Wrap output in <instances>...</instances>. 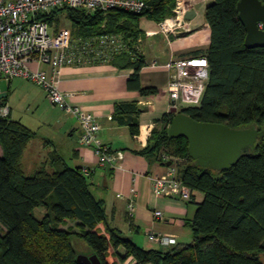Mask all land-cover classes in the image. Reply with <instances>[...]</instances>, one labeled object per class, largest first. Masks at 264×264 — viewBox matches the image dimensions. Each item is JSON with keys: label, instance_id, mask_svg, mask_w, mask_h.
Segmentation results:
<instances>
[{"label": "trees", "instance_id": "16d2710c", "mask_svg": "<svg viewBox=\"0 0 264 264\" xmlns=\"http://www.w3.org/2000/svg\"><path fill=\"white\" fill-rule=\"evenodd\" d=\"M143 1L146 8L140 14L113 10L89 15L65 8L41 18L52 23L59 12L66 11L74 36L123 34L131 52L117 55L112 62L120 69H133L128 88L147 95L157 90L140 84V71L146 62L136 51L137 22L143 16L157 23L171 17L176 0ZM238 1L214 0L205 7L210 44L193 54L207 58L209 80L200 104L186 106L181 112L198 122L261 131L264 47L245 46L246 30L238 16ZM0 105H4L2 99ZM137 112L136 102L124 103L115 107L113 118L119 124L131 121L135 136L138 126L133 115ZM173 118L174 114H165L164 128L153 130L142 153H151L161 162L165 151L181 159L177 177L189 187V201H193V191L203 193L204 200L186 221L192 231L189 243L145 249L109 224L105 201L94 193L84 168L69 166L53 151L47 162L26 173L23 154L37 133L10 115L0 117V264H79L74 235L85 240L100 264H114L109 258L112 255L121 264L129 259L130 264H264V135L234 166L216 171L195 165L186 138H169ZM170 162V166L175 165L174 160ZM36 209L43 212L41 219L35 216ZM68 221L77 224L78 232L62 229Z\"/></svg>", "mask_w": 264, "mask_h": 264}, {"label": "crops", "instance_id": "0c3cea01", "mask_svg": "<svg viewBox=\"0 0 264 264\" xmlns=\"http://www.w3.org/2000/svg\"><path fill=\"white\" fill-rule=\"evenodd\" d=\"M184 1L189 10H195L197 15L189 21L191 31L171 36L170 43H167L159 31L158 23L152 18L143 16L137 22L139 35L135 42L136 51L146 62L140 71V84L143 88H155L157 92L142 95L129 89L128 79L134 70L120 69L112 61L86 66H64L57 76L59 88L70 94L69 102L96 117L101 126L99 135L102 142L111 151L122 152L124 155L122 160L113 166H98L93 148L83 146L79 142L80 127L73 115L62 112L60 118L44 119L37 125H34L32 119L25 121L20 117L18 120L31 130L33 126L37 128L36 131L33 130L37 136L32 139L38 141L37 144H32L34 141L31 140L23 154V168L25 160L28 166V169L24 168L25 172L31 173L47 162L53 151L64 158L71 167L91 169L88 176L93 183L92 189L105 201L109 224L122 234L128 232V235L124 236L145 249L161 248L147 239L146 232L149 231L173 235L177 238L178 245L189 243L192 231L186 225V221L192 219L197 205L204 200V194L199 191H193V201L155 197L152 193V179L165 174L169 166L164 163L165 161H158L151 153H142L148 146L153 130L164 128L163 117L169 112V72L164 65L173 58L192 57L194 52L206 50L210 44V29L204 11L214 0ZM118 34L128 44L125 36ZM154 60L159 64L158 67L150 65ZM42 68L50 71L48 66ZM20 79H13L10 82L0 80V87L1 83L7 82L6 93L0 89V99L10 108V117L14 120L16 119L13 117V108L10 106L11 92L19 90L32 100L36 97L33 91L26 89L29 85ZM39 93L45 98L44 89ZM131 102H136L138 108V112L133 115L138 126L135 136L131 133V121L119 124L113 118L117 105ZM50 104L48 108L56 111L57 107ZM124 118L127 120L128 115L125 114ZM43 126L46 133L42 135L40 132ZM48 126L53 132L48 130ZM31 147H35L34 151L37 153L28 156L27 151ZM2 153L0 145V155ZM133 187L136 189L134 196L136 210L130 218L127 204ZM155 209L163 212L162 220L154 218ZM101 228L104 230L103 225ZM119 252L123 253L124 249L120 248ZM112 257L113 255L109 258Z\"/></svg>", "mask_w": 264, "mask_h": 264}, {"label": "built area", "instance_id": "2783aa9c", "mask_svg": "<svg viewBox=\"0 0 264 264\" xmlns=\"http://www.w3.org/2000/svg\"><path fill=\"white\" fill-rule=\"evenodd\" d=\"M82 10L86 14L108 13L123 10L140 14L146 4L143 0H0V80H28L46 92L47 99L65 114L73 115L80 127L79 142L93 148L97 165L113 166L123 159L120 151H111L100 138V123L96 117L78 106L72 105L69 93L57 84V76L64 66H86L108 63L117 55L128 53L130 48L118 33L92 36H74L71 30H51L50 23L41 16L50 15L60 9ZM189 7L184 0H176L173 15L158 23L159 31L170 43V37L179 32L191 31L184 15ZM263 28L262 25H260ZM158 67L157 61L150 63ZM48 66L50 71L43 69ZM164 67L169 72V111L178 112L186 106L200 104L209 80V63L205 56L173 58ZM10 115L7 105H0V117ZM171 159L164 157V161ZM90 175L91 169L84 168ZM152 193L157 198L190 200L191 191L177 177L175 165L169 166L165 174L152 179ZM131 190L127 213L132 217L136 210ZM154 218L162 220L161 210L153 211ZM147 239L163 249L177 245V238L154 231L146 232Z\"/></svg>", "mask_w": 264, "mask_h": 264}, {"label": "water", "instance_id": "95a60500", "mask_svg": "<svg viewBox=\"0 0 264 264\" xmlns=\"http://www.w3.org/2000/svg\"><path fill=\"white\" fill-rule=\"evenodd\" d=\"M237 12L246 30L245 46L264 47V3L261 0H239ZM196 15L195 10H189L184 20L191 21ZM169 112L174 114L168 127L169 138H186L191 158L196 166L202 168L216 171L229 169L243 154L254 149L259 137L264 135V130L259 131L255 127L236 129L219 123L198 122L174 108ZM167 165L170 166L171 162ZM77 262L100 264L96 255H78Z\"/></svg>", "mask_w": 264, "mask_h": 264}, {"label": "rangeland", "instance_id": "374dc122", "mask_svg": "<svg viewBox=\"0 0 264 264\" xmlns=\"http://www.w3.org/2000/svg\"><path fill=\"white\" fill-rule=\"evenodd\" d=\"M51 26V30H72L73 28V24L72 21L69 19L68 17V13L66 11H61L59 12L53 19V22L50 23ZM17 80V79H15ZM23 80L25 83H27L29 85V87H27L26 89H30V91H33L32 93H34V95L36 96L34 100L31 99V97L29 98L28 96H26V94L24 92H21L19 90H16L15 92H11V96H10V106L13 108V117L16 120H20L21 119L25 120L26 119H32L34 121V125H37L38 122L42 121L44 119H57L60 118V114L62 113V111L58 108H56V111H52L50 110V108H48V104H50L49 100L43 97L42 95H40V90L42 91L43 89L28 81L25 79H20ZM1 91H3V93H6L7 91V82L5 83H1V87H0ZM14 89V88H13ZM51 105V104H50ZM52 106V105H51ZM55 108V107H54ZM50 120V119H49ZM47 120V121H49ZM34 128H32L34 131H36V126H33ZM45 126L42 127V130L40 132V134H45ZM48 130L50 132H53V130L48 126ZM34 141V142H33ZM32 144L36 145L38 141L32 140ZM35 147H31L28 151H27V155L28 156H32L34 153L36 154L37 152L34 151ZM164 157H167L169 159H172L175 161V166L178 167L179 164L182 163L183 165V161L181 159L173 158L171 153L168 151L164 152ZM25 157V156H24ZM24 163V168L28 169V166L26 165V160L23 161ZM35 216L38 219H41L43 217V212L40 209H36L35 210ZM69 228L71 230H74L76 232H78V227L77 224L75 222L72 221H68L66 223V225H64L62 227V229H66ZM124 235H128V232H125ZM72 243L74 245V247L76 248V252L78 255H86V256H91L92 252H91V248L88 246V244L85 242V240H83V238L81 236L78 235H74L72 237ZM111 259V258H110ZM111 262H113L114 264H121L119 261L117 260H113L111 259ZM131 260H128L125 262V264H130Z\"/></svg>", "mask_w": 264, "mask_h": 264}]
</instances>
